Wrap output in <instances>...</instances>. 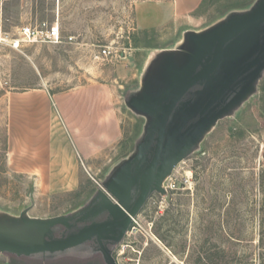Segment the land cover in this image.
Segmentation results:
<instances>
[{"label": "rangeland", "instance_id": "obj_1", "mask_svg": "<svg viewBox=\"0 0 264 264\" xmlns=\"http://www.w3.org/2000/svg\"><path fill=\"white\" fill-rule=\"evenodd\" d=\"M168 1L0 0V25L10 38L42 22L57 23L61 32L59 43L26 41L20 48L0 39V210L20 214L32 205L31 216L51 217L88 201L142 131L145 119L125 98L139 87L150 57L174 47L185 29H202L255 0H215L191 16L146 21L149 8L158 7L159 16ZM104 48L111 54L99 57ZM84 92L113 100L122 136L98 147L95 169L81 164L76 189L40 185L18 165H41L61 138L70 139L53 100ZM166 188L148 199L115 247L118 264H264V75L257 93L217 123ZM0 264L105 263L100 253L74 250L0 254Z\"/></svg>", "mask_w": 264, "mask_h": 264}, {"label": "water", "instance_id": "obj_2", "mask_svg": "<svg viewBox=\"0 0 264 264\" xmlns=\"http://www.w3.org/2000/svg\"><path fill=\"white\" fill-rule=\"evenodd\" d=\"M264 75V0L188 28L174 47L156 51L126 106L145 119L134 149L115 163L84 204L51 217L0 210V254L54 257L114 249L154 194L166 195L175 168L197 152L217 123L258 91Z\"/></svg>", "mask_w": 264, "mask_h": 264}, {"label": "crops", "instance_id": "obj_3", "mask_svg": "<svg viewBox=\"0 0 264 264\" xmlns=\"http://www.w3.org/2000/svg\"><path fill=\"white\" fill-rule=\"evenodd\" d=\"M201 1L170 0L161 5V15L157 16L158 7L152 6L145 19L163 23L174 18V14L191 16ZM53 102L71 140L62 136L61 145L54 147L41 165L33 160L30 164L20 163L17 169L34 175L40 185L74 190L82 184L81 164L85 169H95V158L100 152L98 147L112 145L122 136L118 113L110 97H95L91 92L55 97Z\"/></svg>", "mask_w": 264, "mask_h": 264}, {"label": "built area", "instance_id": "obj_4", "mask_svg": "<svg viewBox=\"0 0 264 264\" xmlns=\"http://www.w3.org/2000/svg\"><path fill=\"white\" fill-rule=\"evenodd\" d=\"M0 39L3 41H9L14 48H20L21 42L26 41H47L51 43H59L61 41V32L59 25H49L47 22H42L40 25L33 27L31 25L22 27L20 29V37L17 39L10 38V35L4 31L2 25H0ZM111 54L110 49L104 48L100 56H108ZM135 221V218L134 220Z\"/></svg>", "mask_w": 264, "mask_h": 264}, {"label": "trees", "instance_id": "obj_5", "mask_svg": "<svg viewBox=\"0 0 264 264\" xmlns=\"http://www.w3.org/2000/svg\"><path fill=\"white\" fill-rule=\"evenodd\" d=\"M215 0H202L198 5L197 10H202L204 7H207L210 3H213Z\"/></svg>", "mask_w": 264, "mask_h": 264}, {"label": "flooded vegetation", "instance_id": "obj_6", "mask_svg": "<svg viewBox=\"0 0 264 264\" xmlns=\"http://www.w3.org/2000/svg\"><path fill=\"white\" fill-rule=\"evenodd\" d=\"M102 259H103V257H102ZM104 261V260H103Z\"/></svg>", "mask_w": 264, "mask_h": 264}]
</instances>
